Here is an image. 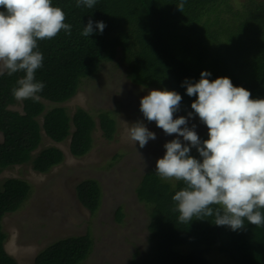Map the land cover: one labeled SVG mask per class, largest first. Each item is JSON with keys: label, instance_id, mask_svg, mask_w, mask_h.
Segmentation results:
<instances>
[{"label": "trees", "instance_id": "obj_1", "mask_svg": "<svg viewBox=\"0 0 264 264\" xmlns=\"http://www.w3.org/2000/svg\"><path fill=\"white\" fill-rule=\"evenodd\" d=\"M224 8H221V3ZM97 0L91 9L77 7L76 0H52L66 15L71 35L63 30L53 39L38 41L43 66L35 79L45 87L39 102L17 101L12 89L24 73L0 75V174L16 166L30 165L45 174L59 166L64 154L56 147L42 149L43 135L55 144L71 137L70 153L76 158L92 148L93 118L83 109L70 117L65 107L76 96L82 83L93 78L103 64L118 59L128 66L131 82L145 88L175 91L182 96L180 111L193 112L196 97L186 95L185 80L199 82L203 71L210 81L229 78L235 87L251 92L252 99H264V7L235 10L226 0ZM0 11H4L0 8ZM89 20L94 32L81 35ZM103 21L101 34L95 28ZM206 61V65L202 63ZM46 103L54 105L47 110ZM21 104L22 113L10 108ZM175 113V114H177ZM194 114V112H193ZM103 137L112 141L115 122L107 114L100 116ZM74 130V131H72ZM207 140L208 135L200 136ZM200 159L195 148L190 153ZM183 182L168 183L150 172L136 190L137 199L152 209L148 227L154 243L151 259L135 264H212L207 254L213 250L228 264H264V227L245 221L246 227L232 231L214 224V217L178 222L172 197ZM0 189V264H17L4 248L7 235L2 229L4 216L17 212L29 197L30 185L8 179ZM80 204L94 214L99 207L100 187L89 179L77 187ZM264 214V209L261 210ZM120 221V209L117 211ZM90 234L69 237L52 244L36 257L34 264H82L92 250ZM188 248L185 254L181 249Z\"/></svg>", "mask_w": 264, "mask_h": 264}, {"label": "clouds", "instance_id": "obj_2", "mask_svg": "<svg viewBox=\"0 0 264 264\" xmlns=\"http://www.w3.org/2000/svg\"><path fill=\"white\" fill-rule=\"evenodd\" d=\"M96 2L76 0V6L91 9ZM184 4L180 0L177 5L181 12ZM0 8V75L24 73L12 89L14 98L39 102L45 85L35 79L44 60L38 41L51 40L61 30L70 36L72 26L52 0H0ZM95 28L102 34L106 24L96 22ZM93 32L89 20L81 35ZM210 76L203 71L199 82L185 80L181 85L187 96L196 97L191 109L208 128L207 140L200 139L195 124L188 127L193 112L174 119L182 101L177 92L152 90L141 99L143 117L166 135L177 136L164 145L166 154L156 163V175L183 182L172 197L180 223L214 217L215 225L232 231L245 229V221L264 227V99H252L250 91L235 87L229 78L210 81ZM129 138L142 149L156 135L138 121L129 129ZM193 148L200 159L190 154Z\"/></svg>", "mask_w": 264, "mask_h": 264}, {"label": "rangeland", "instance_id": "obj_3", "mask_svg": "<svg viewBox=\"0 0 264 264\" xmlns=\"http://www.w3.org/2000/svg\"><path fill=\"white\" fill-rule=\"evenodd\" d=\"M226 1L235 10L249 8L250 1L264 7V0ZM219 3L224 8L222 2ZM206 64L205 61L202 66ZM128 74L127 64L119 58L103 64L93 78L82 83L75 97L61 105L70 117L77 109H83L93 118V143L87 155L76 158L70 153L71 137L55 144L43 135L34 155L42 149L56 147L64 154L59 166L45 174L34 172L30 165L9 168L0 174L1 191L8 179L25 181L31 187L29 197L20 209L2 220V229L7 235L6 252L17 264H34L38 254L58 240L86 234H90L93 246L82 264H135L152 258L155 242L148 230L152 209L138 201L136 190L146 174H156V163L166 154L164 145L177 136L166 135L155 122H148L140 111L144 96L152 90L165 89L137 86ZM45 105L47 110L54 106ZM10 109L22 113L21 104ZM102 114L115 122L112 141L103 137ZM181 116L187 117L177 113L174 119ZM138 121L156 135V139L150 140L142 149L129 138V129ZM193 124L199 137L208 135V128L195 114L189 119L188 127ZM180 139L187 143L182 137ZM2 142L0 133V144ZM89 179L96 180L100 187L99 207L94 214L80 204L77 195V187ZM118 209L120 221L117 220ZM181 250L185 254L188 252V248ZM207 257L212 264H228L216 250Z\"/></svg>", "mask_w": 264, "mask_h": 264}, {"label": "crops", "instance_id": "obj_4", "mask_svg": "<svg viewBox=\"0 0 264 264\" xmlns=\"http://www.w3.org/2000/svg\"><path fill=\"white\" fill-rule=\"evenodd\" d=\"M4 248H5V245H4ZM6 250V249H5Z\"/></svg>", "mask_w": 264, "mask_h": 264}]
</instances>
